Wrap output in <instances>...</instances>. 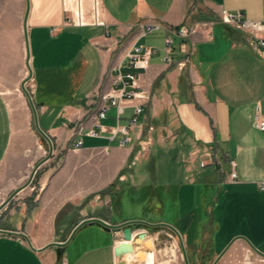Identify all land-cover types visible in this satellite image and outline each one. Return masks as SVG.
I'll use <instances>...</instances> for the list:
<instances>
[{
	"label": "crops",
	"instance_id": "crops-1",
	"mask_svg": "<svg viewBox=\"0 0 264 264\" xmlns=\"http://www.w3.org/2000/svg\"><path fill=\"white\" fill-rule=\"evenodd\" d=\"M26 9L27 0H0V180L19 187L45 153L22 89L29 72L26 35L32 75L26 86L54 146L45 162L60 163L43 172L39 191L29 185L0 210V264H119L122 230L94 222L69 236L86 218L131 220L117 218L114 207L131 189L146 190V164L172 152L185 162L178 191L186 206L179 218L184 230L175 228L189 264H212L228 245L216 264H264V130L256 126L264 117V52L220 17L225 9L263 19L264 0H29L25 18ZM146 22L159 27L143 34L139 25ZM183 24L193 31L175 37L169 51L167 27ZM136 44L153 49L134 69L139 96L125 100L122 111L105 100L106 116L97 118L102 94L117 78L113 67L121 63L128 72L126 54ZM137 105L142 110L135 115ZM78 138L83 144L76 148ZM74 152L94 165L90 177L101 185L129 178L127 167L144 157L143 181L129 178L120 193L104 196L81 191L75 174L82 162L71 161ZM199 177L216 189L205 197L211 221L202 247L191 234L195 212L188 191ZM12 192L0 190V203ZM75 209L80 215L72 221ZM150 254L153 264L160 261ZM182 258L186 264L183 248Z\"/></svg>",
	"mask_w": 264,
	"mask_h": 264
},
{
	"label": "rangeland",
	"instance_id": "rangeland-1",
	"mask_svg": "<svg viewBox=\"0 0 264 264\" xmlns=\"http://www.w3.org/2000/svg\"><path fill=\"white\" fill-rule=\"evenodd\" d=\"M26 65L29 69L27 59H26ZM28 81H30V79ZM26 88L28 89L27 86ZM37 133L39 135V139L43 142L45 148V153L41 158L43 159L49 153V143L40 134L38 130ZM152 151L153 148H151L150 146V150L148 153H151ZM172 153L171 154L159 153L157 155L158 157L155 163H152V167L150 166L149 163L146 164V169L148 173V175H145L146 181L144 183L146 185L145 188L146 190L136 191L135 189H131L130 191H128L127 192L128 195L126 196V201H124V203L117 204L114 207V210L116 211L115 215L117 216V218L143 220L150 223H167L173 225L174 227H177V229L179 226L181 230H184L183 228H181V223H179V218L183 214V212H185L186 206L185 203H181L182 196L179 195L178 191H179V185L184 175L183 168L185 162L181 163L182 160L181 157L176 156L175 154ZM61 156H63V154ZM41 159H39V161ZM60 159H62V157ZM39 161H37V163ZM71 161L75 162L76 164L79 161L82 162L81 173L77 171L75 174L77 181L76 184L77 186L81 187V191H99L97 194H101V196L106 195V193L110 191H115L116 193L118 192L120 193L123 189L122 181H128L129 178L131 179L130 181H134L136 183L143 181L142 180L143 175H140V171L143 168V163H146L145 158L142 157L138 162L132 164L130 167L129 166L127 167L128 170H130L133 173L132 175L129 176V178L127 177L125 178V180H123L121 176L120 177L117 176L107 184L101 185V183H103L102 179L99 180L90 177L91 176L90 174L92 173L91 170L94 165L92 164L90 165L88 163L89 160L87 159L86 156L74 152L71 156ZM37 163H35L30 168L28 177L24 182L28 180L33 168ZM45 163H47L45 164L47 166L41 164L37 169L31 183L29 184L31 186L32 184L33 185L35 184L34 186L35 189L29 191H39L40 184L38 182L41 180V176L43 175V172H45V170L50 166L52 167L57 166L60 162L59 161L57 162L55 160L54 161L49 160L48 162ZM153 164H155L154 169H153ZM153 170L155 173L153 172ZM155 177L156 180H153V178ZM206 182L208 181H206L205 178L202 179L201 177H199L197 183L193 186V188L188 189V191H193V194L191 196V201H193L192 203L195 212L194 215L195 223L191 229V234L193 235V237L198 236L200 241L199 245L201 247L204 245V243H202L203 239H201L203 237V232L208 230L209 227L208 225L211 221L210 214H208L207 211L205 210V203H206L205 197L210 199L212 194L216 191L215 187H213L210 182H208L207 186H204V183ZM8 183L9 181L7 180L4 179L0 180V190L14 191L16 189V187L9 189ZM148 185H151V189H149L150 191L147 189L150 187V186L148 187ZM21 191H26V190H21ZM91 193H93V195L96 194L95 192H91ZM86 198H88V196L85 197L84 199ZM182 199L184 200L185 197H183ZM15 201L16 200H13L12 204ZM81 206L82 204H79V207L76 206V208H80ZM191 214L192 211H189L188 213L189 218L192 217ZM62 215L63 213L59 215L60 220L63 217ZM79 215L80 212L75 209L73 212L72 221L78 219ZM130 227L132 228L133 236H136L140 232H147L148 235L153 239L154 247L151 250H149L150 259H151L150 253L152 252L155 253L157 257H159L160 255L161 257L160 261L172 260L173 261L172 264H173L175 258H177V264H184L182 258V244L177 234L171 228L163 225L149 226L144 223H133L130 225ZM215 247H217V245ZM222 248L220 249V251L222 250ZM151 263L153 264L152 259H151Z\"/></svg>",
	"mask_w": 264,
	"mask_h": 264
},
{
	"label": "built area",
	"instance_id": "built-area-1",
	"mask_svg": "<svg viewBox=\"0 0 264 264\" xmlns=\"http://www.w3.org/2000/svg\"><path fill=\"white\" fill-rule=\"evenodd\" d=\"M221 20L236 29L242 30L248 33L251 37V43L256 46L262 48L264 52V17L263 19H247L243 13L240 11H228L221 10L220 11ZM142 33H146L147 31H151L154 28L159 27L158 24L146 22L139 25ZM193 28L188 27L183 24L178 28L167 27V35H166V47L169 51L173 49L174 38L179 37H187L191 34ZM153 52L152 48L144 47L141 44H136L133 46L132 50L127 52V65L130 70L126 73L122 71L121 63L115 65L113 70L117 73V78L113 80V85L110 91L102 94V103L100 105L97 118H102L106 116V103L105 100H109L112 105H116L120 111L123 109V104L125 100L132 99L139 96L138 90V74L134 71L135 68L139 67L145 62V59L150 56ZM142 110V107L137 105L135 109V115H138ZM136 121V117L133 119V122ZM256 126L260 130H264V117L258 116L256 119ZM125 133V137H123L120 141L122 145L129 141V137H127L128 131L126 128H123ZM90 133L92 135H99V131L95 129H91ZM83 144L82 138H78L75 140L74 146L76 148L81 147ZM236 173H232V177H235ZM260 187L264 189V180L260 182Z\"/></svg>",
	"mask_w": 264,
	"mask_h": 264
},
{
	"label": "water",
	"instance_id": "water-1",
	"mask_svg": "<svg viewBox=\"0 0 264 264\" xmlns=\"http://www.w3.org/2000/svg\"><path fill=\"white\" fill-rule=\"evenodd\" d=\"M28 12H29V0H27V9H26V14H25V18L27 17L28 15ZM26 44H27V63L29 65V57H30V49H29V43H28V37L26 35ZM31 68H30V65H29V75L24 79V81L22 82V88L24 89V91L26 92L28 98H29V101H30V104H31V107H32V110H33V114H34V119H35V126H36V129L40 132V134L48 141L49 143V153L43 158L41 159L36 165L35 167L33 168L28 180L23 183L22 185H20L19 187H17L5 200H3L1 203H0V210L5 207L14 197L15 195L21 191L22 189H24L25 187H27L37 169L39 168V166L44 163L46 160H48L52 154H53V149H54V146H53V141L51 139V137L41 128L40 124H39V119H38V112H37V108L33 102V99L28 91V89L26 88L25 86V83L31 78ZM99 223L101 224L103 227H105L106 229H110L112 231H119V230H122L123 231V235H124V238H125V241L121 242L119 244V247H116L115 251L117 254H119L121 251L123 250H127V249H130L131 248V243H130V238H131V235H132V228L130 227L131 224L133 223H144V224H147L149 226H159V225H164V226H167L169 228H171L172 230H174L179 238H180V241H182L181 239V235L179 233V231L173 226V225H170V224H167V223H150V222H147V221H143V220H126L124 222H121V223H116V224H112V223H109L107 221H105L104 219L100 218V217H90V218H86V219H83L82 221H80L72 230L69 238L81 227L83 226L84 224H87V223ZM1 230V229H0ZM2 231V230H1ZM7 232H11V233H17V232H13V231H7ZM19 234H22L24 235L25 237H27L24 233L22 232H18ZM68 238V240H69ZM29 240V239H28ZM68 240H66L65 242H52L48 245H64ZM47 245V246H48ZM229 246V245H228ZM228 246L216 257V259L213 261L212 264H216V262L219 260V258L223 255V253L226 251V249L228 248ZM182 248H183V253H184V257H185V261H186V264H189V261L187 259V255H186V251H185V248L184 246L182 245Z\"/></svg>",
	"mask_w": 264,
	"mask_h": 264
},
{
	"label": "bare ground",
	"instance_id": "bare-ground-1",
	"mask_svg": "<svg viewBox=\"0 0 264 264\" xmlns=\"http://www.w3.org/2000/svg\"><path fill=\"white\" fill-rule=\"evenodd\" d=\"M130 243V249L123 250L118 254L119 264H152L149 257V250L154 247V243L147 232H140L136 236L132 234ZM117 247H119V244ZM172 262V260H162L158 261L157 264H172Z\"/></svg>",
	"mask_w": 264,
	"mask_h": 264
}]
</instances>
